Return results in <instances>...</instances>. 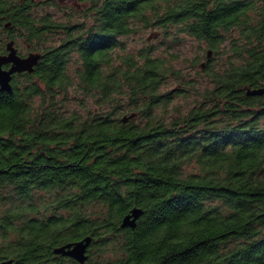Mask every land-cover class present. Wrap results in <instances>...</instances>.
Wrapping results in <instances>:
<instances>
[{
	"label": "trees",
	"instance_id": "1",
	"mask_svg": "<svg viewBox=\"0 0 264 264\" xmlns=\"http://www.w3.org/2000/svg\"><path fill=\"white\" fill-rule=\"evenodd\" d=\"M73 1L0 0V54H42L0 88V264H264V0Z\"/></svg>",
	"mask_w": 264,
	"mask_h": 264
},
{
	"label": "water",
	"instance_id": "2",
	"mask_svg": "<svg viewBox=\"0 0 264 264\" xmlns=\"http://www.w3.org/2000/svg\"><path fill=\"white\" fill-rule=\"evenodd\" d=\"M158 33H152L148 39L157 36ZM8 53L0 54V88L1 90L11 91V81L15 74L27 72H33L35 66L39 63L42 57L41 53L30 52L27 55H20L18 49L14 46V42L10 41L7 45ZM211 55V51L208 52V56ZM10 64L9 68H4L5 65ZM204 69L205 63L201 64ZM248 94H264V88L249 90ZM126 119V118H125ZM142 214L140 208H134L123 219L122 226L136 225L137 219ZM92 241L91 236H87L79 241L70 242L54 249L55 253L69 255L78 260L81 263H85L88 259L87 249Z\"/></svg>",
	"mask_w": 264,
	"mask_h": 264
},
{
	"label": "rangeland",
	"instance_id": "3",
	"mask_svg": "<svg viewBox=\"0 0 264 264\" xmlns=\"http://www.w3.org/2000/svg\"><path fill=\"white\" fill-rule=\"evenodd\" d=\"M60 2L63 6L62 8H64V13H65V9L67 8L66 6L71 7L73 4L76 3L73 0H60ZM51 11L54 13L55 17L63 18L62 15L63 12H59L53 8ZM88 23H91L90 19H88ZM157 32H159L158 28H154V29L149 28L141 31L137 35H131L129 38H126L124 41L127 40L126 41L127 47H129L130 49H139L144 45L152 44L157 47L158 53H164L165 55H169L170 53H173L175 55L174 64L179 68H181L184 74L191 77L195 76L198 79V81L201 80L203 78L204 72H200V68H201L200 63L197 66H193L192 61H190V59H192V57L195 54H198L197 43L188 40L180 44L174 45L170 48L169 47L167 48L166 44L165 45L161 44V41H163L165 38L163 35L161 36L160 32L158 33L157 36L148 39V37L152 33H157ZM202 82L203 80L200 83ZM177 87L178 85H176V82H171L166 88L171 89ZM178 101H180L182 104H186V102L182 99V97L179 98Z\"/></svg>",
	"mask_w": 264,
	"mask_h": 264
},
{
	"label": "flooded vegetation",
	"instance_id": "4",
	"mask_svg": "<svg viewBox=\"0 0 264 264\" xmlns=\"http://www.w3.org/2000/svg\"><path fill=\"white\" fill-rule=\"evenodd\" d=\"M9 67H10V64L4 66V68H9Z\"/></svg>",
	"mask_w": 264,
	"mask_h": 264
}]
</instances>
